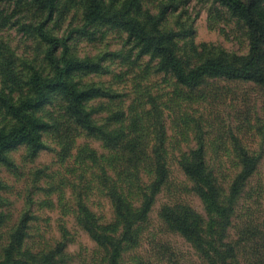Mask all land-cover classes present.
Instances as JSON below:
<instances>
[{
    "label": "trees",
    "instance_id": "obj_1",
    "mask_svg": "<svg viewBox=\"0 0 264 264\" xmlns=\"http://www.w3.org/2000/svg\"><path fill=\"white\" fill-rule=\"evenodd\" d=\"M263 153L264 0H0V264H264Z\"/></svg>",
    "mask_w": 264,
    "mask_h": 264
},
{
    "label": "rangeland",
    "instance_id": "obj_2",
    "mask_svg": "<svg viewBox=\"0 0 264 264\" xmlns=\"http://www.w3.org/2000/svg\"><path fill=\"white\" fill-rule=\"evenodd\" d=\"M207 12L205 9H201L199 16L196 19V39L197 40H207V41H213L221 43L223 46L229 49H236L239 50V42L236 39L229 38L223 34L220 33L215 28H209L207 25ZM112 46H117L116 41L111 43ZM81 48H84L85 50H92L93 47L88 44L87 42H82L80 44ZM93 145L98 146V142H93ZM21 153V150L16 151L15 156L17 157ZM19 157V156H18ZM52 155L49 152H41L38 159V162H48L51 159ZM3 176L8 179L9 182H12L14 180H11L13 177L11 175L7 174L5 171L2 172ZM259 175L264 178V153L260 162L259 167ZM191 203L198 208L199 210H202L200 201L196 196H191L189 198ZM160 201V200H159ZM158 206V202L156 203L154 210L152 212L153 218H155L156 215V209ZM156 221V220H155ZM169 238L172 240L173 244L181 251L183 252L182 260L179 264H197L193 254L192 249L190 248L189 244L185 242L180 236L178 235H168ZM82 245L83 247H91L93 245L92 240L83 232H80L77 237V243L70 244L69 248L71 250L77 251L79 249V246Z\"/></svg>",
    "mask_w": 264,
    "mask_h": 264
}]
</instances>
